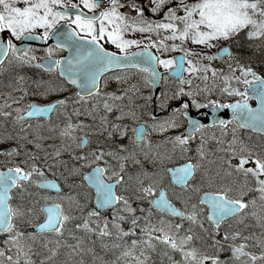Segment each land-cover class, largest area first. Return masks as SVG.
Returning <instances> with one entry per match:
<instances>
[{
  "label": "snow or ice",
  "instance_id": "obj_1",
  "mask_svg": "<svg viewBox=\"0 0 264 264\" xmlns=\"http://www.w3.org/2000/svg\"><path fill=\"white\" fill-rule=\"evenodd\" d=\"M0 264H264V0H0Z\"/></svg>",
  "mask_w": 264,
  "mask_h": 264
},
{
  "label": "rangeland",
  "instance_id": "obj_2",
  "mask_svg": "<svg viewBox=\"0 0 264 264\" xmlns=\"http://www.w3.org/2000/svg\"><path fill=\"white\" fill-rule=\"evenodd\" d=\"M74 2H75V0H74ZM44 47V46H43ZM43 47H41V48H43ZM58 53H60V52H58ZM57 53V54H58ZM39 55H43V51H41L40 53H38Z\"/></svg>",
  "mask_w": 264,
  "mask_h": 264
},
{
  "label": "flooded vegetation",
  "instance_id": "obj_3",
  "mask_svg": "<svg viewBox=\"0 0 264 264\" xmlns=\"http://www.w3.org/2000/svg\"><path fill=\"white\" fill-rule=\"evenodd\" d=\"M62 52V51H61ZM252 104H255V102L254 101H250Z\"/></svg>",
  "mask_w": 264,
  "mask_h": 264
},
{
  "label": "water",
  "instance_id": "obj_4",
  "mask_svg": "<svg viewBox=\"0 0 264 264\" xmlns=\"http://www.w3.org/2000/svg\"><path fill=\"white\" fill-rule=\"evenodd\" d=\"M25 43H28V42H25ZM32 43H38V42H32Z\"/></svg>",
  "mask_w": 264,
  "mask_h": 264
}]
</instances>
